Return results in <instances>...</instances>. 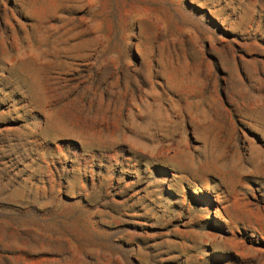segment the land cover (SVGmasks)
Wrapping results in <instances>:
<instances>
[{"label":"rangeland","instance_id":"rangeland-1","mask_svg":"<svg viewBox=\"0 0 264 264\" xmlns=\"http://www.w3.org/2000/svg\"><path fill=\"white\" fill-rule=\"evenodd\" d=\"M0 264H264V0H0Z\"/></svg>","mask_w":264,"mask_h":264}]
</instances>
